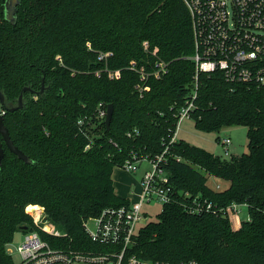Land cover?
Listing matches in <instances>:
<instances>
[{"label":"trees","instance_id":"16d2710c","mask_svg":"<svg viewBox=\"0 0 264 264\" xmlns=\"http://www.w3.org/2000/svg\"><path fill=\"white\" fill-rule=\"evenodd\" d=\"M20 1L11 24L6 0H0V91L6 104L0 106L14 144L31 162L2 141L0 264H17L6 244L17 231L26 233L23 227L35 229L25 211L30 204L43 206L47 220L66 233H42L52 246L109 251L88 237L83 223L105 208L130 204L115 193L116 166L132 152L154 158L169 145L195 86L190 14L181 0ZM102 54L109 56L100 60ZM157 61L167 64V72L149 77L141 97L131 63L153 72ZM106 70H120L121 77L111 79ZM197 86L191 113L196 128L244 126L249 152L224 159L183 140L171 144L166 168L177 196L139 229L125 260L134 255L170 263L264 264V86L230 83L219 72L199 74ZM25 87L30 91L23 93L22 108L10 112ZM101 103L114 106L109 129L98 118ZM210 176L229 185L215 190ZM197 196L218 208L246 204L250 218L234 230L221 213L193 214L187 206Z\"/></svg>","mask_w":264,"mask_h":264},{"label":"built area","instance_id":"2783aa9c","mask_svg":"<svg viewBox=\"0 0 264 264\" xmlns=\"http://www.w3.org/2000/svg\"><path fill=\"white\" fill-rule=\"evenodd\" d=\"M181 1L187 7L192 21L195 51L190 59L195 64V86L190 99L178 113L176 129L165 150L154 158L132 152L130 158L123 164L122 168L131 173L138 172L143 164H148L141 179L138 199L130 201L129 205L105 208L100 215L91 217L83 223L84 231L93 242L107 245L111 250L78 251L54 247L42 237V233L59 238L66 233L47 220L48 222L44 224L35 222V229L24 233L23 239L9 252L20 257L17 264H201L197 260L170 263L142 259L134 255L125 260V253L133 244L139 229L148 223L144 205L154 201L163 206L171 203L177 196L166 168L169 147L178 140L177 135L182 121L191 118L199 74L219 72L230 83L257 88L264 86V0ZM108 56L109 54H102L99 59L103 60ZM131 69L137 71L139 77L137 92L142 97L147 90L146 83L149 77L160 78L167 72V64L157 61L154 71L148 72L145 66L132 62ZM106 72L111 79L121 77L120 70ZM107 107L99 104L98 118L106 119ZM82 122L79 121L80 124ZM128 136H132V132L128 133ZM230 144L229 138L222 141L226 155H229ZM176 159L181 160L180 157ZM185 195L188 194H182ZM241 205L246 204L233 203L218 208L208 199L197 196L187 208L193 214L221 213L230 220L231 216L239 219Z\"/></svg>","mask_w":264,"mask_h":264},{"label":"rangeland","instance_id":"374dc122","mask_svg":"<svg viewBox=\"0 0 264 264\" xmlns=\"http://www.w3.org/2000/svg\"><path fill=\"white\" fill-rule=\"evenodd\" d=\"M5 110L0 106V114H5ZM178 140H183L191 145L205 149L206 151L213 153L214 155L220 156L224 159H229L231 156H239L244 153H248V138H247V128L244 126H231L221 129L219 132H204L200 131L195 126V121L192 118H186L182 121L181 127L177 135ZM226 138L231 140V144L228 146L229 155L225 154V148L222 145V141ZM89 147H86L88 150ZM148 167V164H143L141 170L136 173H131L124 170L122 167L116 166L113 170L117 178L121 180H128L130 192L132 195L140 192L141 190V171ZM203 174L207 175V172L200 170ZM220 188H226L229 182L222 181L219 178L210 176L208 179V185L217 190V186ZM30 207H36L37 210L31 211ZM162 204L158 202H151L150 204L144 205V211L148 215V222L157 219V215L162 211ZM25 211L31 216L33 226L35 228V222H48L45 214V208L40 205L30 204L26 207ZM248 207L246 205L240 206L239 219L242 221L248 220L250 218ZM231 225L233 229H237L240 222L235 219V217H230ZM24 236L22 230L17 231L14 234V238L11 242L6 244V251L9 253L12 251L14 246L18 244ZM14 262L18 263L20 257L16 253H9Z\"/></svg>","mask_w":264,"mask_h":264},{"label":"water","instance_id":"95a60500","mask_svg":"<svg viewBox=\"0 0 264 264\" xmlns=\"http://www.w3.org/2000/svg\"><path fill=\"white\" fill-rule=\"evenodd\" d=\"M20 4H21L20 0H6L5 17L11 24H15L17 21L18 7ZM25 91H30V89L28 87H25L22 89V91L19 95L18 105L11 108L10 112H15L18 109L22 108V106H23V93ZM0 104L4 107L6 106L5 97L1 91H0ZM113 112H114V106L112 104H109L107 107V116L105 119V125L107 126L108 129L110 128L111 120L113 117ZM2 141H4V143L6 144V147L8 148V150L12 154L16 155L20 160L24 161L25 163L31 162L29 157L19 147H17L14 144V142L11 138L9 129L4 123V113L0 114V166L2 164V160L5 156ZM23 230L28 231L29 230L28 226L23 227Z\"/></svg>","mask_w":264,"mask_h":264},{"label":"crops","instance_id":"0c3cea01","mask_svg":"<svg viewBox=\"0 0 264 264\" xmlns=\"http://www.w3.org/2000/svg\"><path fill=\"white\" fill-rule=\"evenodd\" d=\"M146 168L144 170H146ZM144 170L141 171L142 172L141 173V179L143 177ZM112 179H113V185H114L115 193L119 197L124 198V199H128L130 201H135V200L138 199V196H139L140 192L138 191V193L132 195L131 192H130V187H129L128 180L124 181V180H121V179L117 178V176L114 174V172L112 174ZM222 181L226 182L225 180H222ZM224 188H220V185L217 186V190H221V189H224ZM237 221L240 222V225H238L239 227L237 228V229H239L240 226H241L242 220L237 218ZM237 229H234V230H237Z\"/></svg>","mask_w":264,"mask_h":264},{"label":"bare ground","instance_id":"6f19581e","mask_svg":"<svg viewBox=\"0 0 264 264\" xmlns=\"http://www.w3.org/2000/svg\"><path fill=\"white\" fill-rule=\"evenodd\" d=\"M30 210L32 211H35V210H37V208L36 207H30Z\"/></svg>","mask_w":264,"mask_h":264}]
</instances>
